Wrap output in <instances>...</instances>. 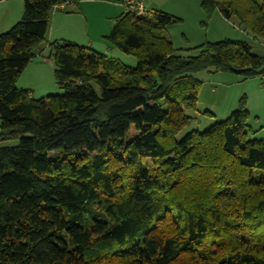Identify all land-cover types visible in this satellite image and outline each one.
Wrapping results in <instances>:
<instances>
[{"label": "trees", "instance_id": "16d2710c", "mask_svg": "<svg viewBox=\"0 0 264 264\" xmlns=\"http://www.w3.org/2000/svg\"><path fill=\"white\" fill-rule=\"evenodd\" d=\"M22 1L0 34V143L18 140L0 148V264H264V142L249 139L244 100L176 139L196 110L194 75L264 79V58L229 40L180 56L162 33L178 18L125 11L104 40L130 68L47 42L52 12L75 0ZM200 8L264 39V0ZM42 45L62 94L33 99L16 82Z\"/></svg>", "mask_w": 264, "mask_h": 264}, {"label": "rangeland", "instance_id": "374dc122", "mask_svg": "<svg viewBox=\"0 0 264 264\" xmlns=\"http://www.w3.org/2000/svg\"><path fill=\"white\" fill-rule=\"evenodd\" d=\"M141 1L144 7V15L162 12L180 20L162 32L180 56H195L199 52L197 48L201 45L229 40L245 42L250 47L253 55L264 58V39L255 37L248 30L241 27L235 17L225 20L218 10H215L207 18L200 8L201 0ZM76 2L81 3L87 17L86 20L78 18L80 33L77 38L83 41L84 45L88 40H95L96 44L92 49L106 55L108 58L116 59L124 66L134 68L136 65L135 58L124 55L116 49L109 50L104 38L101 39L98 35V39H96L93 36L99 33V31L93 32L95 23H98L100 27H108L107 23L109 25L112 23V26L113 22L126 10L121 5L109 4L103 1L76 0ZM21 3L22 9L23 2ZM22 13L23 9L21 10V17ZM84 45L83 47H85ZM42 47L43 52L35 58L38 66L36 68H33V65L28 66L16 82V87L29 90L30 97L33 99L62 94L54 81V67L48 56L49 50L43 45ZM194 78L200 82L196 110L185 111L189 121L176 139H180L190 131L203 132L214 123L224 121L239 107L240 101L244 100L245 109L248 113L249 139L264 142V79L243 80L233 73L214 71L200 72L194 75ZM204 112H208L212 116H206ZM17 145L18 140L14 139L1 142L0 148L15 147Z\"/></svg>", "mask_w": 264, "mask_h": 264}, {"label": "crops", "instance_id": "0c3cea01", "mask_svg": "<svg viewBox=\"0 0 264 264\" xmlns=\"http://www.w3.org/2000/svg\"><path fill=\"white\" fill-rule=\"evenodd\" d=\"M21 2L23 1L22 0H0V33L2 31L7 30L8 28H10L11 26H13L19 21V19L21 18V10L23 9V8L21 9L22 7ZM109 4H113V3H109ZM81 6H82L81 3L75 2V3L69 4L67 7L61 10L55 9L52 12L50 20H49L47 35H46L47 42L49 43L51 42H70L76 45L77 44L78 45L81 44L82 46L84 45V42L77 38L80 33L79 19L80 18L81 20L87 19L85 10ZM122 8H124V6H122ZM111 24L109 25V23H107L108 27H103V26L100 27L98 23H95V30H93V32L96 33L99 31L100 34L99 33L94 34L93 36L96 37V39H98L97 36L99 35L101 39H103L105 36L109 34L113 26V25L111 26ZM94 44H96L95 40H88V42H86L84 46L85 47L88 46V48L90 47L92 49V47H94ZM35 58L32 59L31 62H29V64L25 67V70L28 68V66H31V65L34 66L33 68H36V66H38V63H36Z\"/></svg>", "mask_w": 264, "mask_h": 264}, {"label": "built area", "instance_id": "2783aa9c", "mask_svg": "<svg viewBox=\"0 0 264 264\" xmlns=\"http://www.w3.org/2000/svg\"><path fill=\"white\" fill-rule=\"evenodd\" d=\"M123 6L125 10L131 14L139 16L144 15V7L141 0H126ZM63 8V6L59 7V9Z\"/></svg>", "mask_w": 264, "mask_h": 264}]
</instances>
